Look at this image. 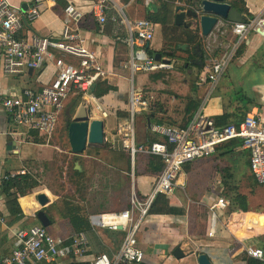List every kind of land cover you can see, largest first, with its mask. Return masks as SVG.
I'll return each mask as SVG.
<instances>
[{
	"label": "crops",
	"instance_id": "crops-1",
	"mask_svg": "<svg viewBox=\"0 0 264 264\" xmlns=\"http://www.w3.org/2000/svg\"><path fill=\"white\" fill-rule=\"evenodd\" d=\"M93 1L47 2L40 15L31 22L23 20L18 31V36L25 39L36 35L59 41L64 26L62 11L68 5L73 6L81 19L72 26L105 72L100 80L107 81L108 91L94 97L108 115L102 118L104 145L87 147L83 153L73 154L68 146H62L67 129L63 135L60 120L51 143L45 144L36 133H27L23 127L16 126L0 107V264L14 248L16 229L42 226L36 216L39 210L49 221L44 226L46 230L62 238L76 232L71 218L80 226L83 225L81 218L89 219L90 227L81 229L87 236V252L76 261H88L91 255L99 253L113 256L118 251L123 231L93 226L90 216L129 209L132 192L139 197L147 195L163 166L159 155L142 151L135 154L132 164L116 133L118 123L129 117L132 89H141L153 96L148 109L134 116L136 143L142 147L165 139L151 130L152 125L183 126L200 108L212 118L227 115L217 121L235 124L242 120L244 112L255 114L264 122V37L257 31L250 30L239 40L232 31L233 23L226 20L220 21L208 36L201 35L195 20L186 18L187 27L176 25L175 6H186L189 0H109L106 20L99 23L92 14ZM225 1L231 6V0ZM242 1L253 20H264V0ZM9 2L23 10L31 5V0ZM165 2L170 5L167 25H174L176 34L182 28L198 30L199 44H189L185 37L176 41V56L180 60L171 59L170 70L145 72L122 67L139 50L149 57L159 54L158 60H167L159 53L164 46V30L158 22L153 21L156 27L151 41L142 46L128 41L130 36H135L130 24L156 13ZM111 16L117 20L111 21ZM165 34L170 38L169 28ZM240 45L242 52L234 58ZM58 57L71 64L78 62L76 56L62 54L53 48L48 49L41 68L28 70L25 74H5L0 62V94L21 95L25 88L39 89L54 77L53 59ZM226 58L231 61L212 85L205 80L208 66ZM188 96L199 102L196 110L187 109ZM80 104L91 107L92 114L101 118L93 108L94 103L72 88L62 101L59 119L73 115ZM19 170H25V173L19 174ZM22 175L34 178L37 186L16 198L15 189L3 190L5 176L19 178ZM179 181L181 185L172 196L156 198L155 212L147 214L139 226L136 239L144 252L142 264H198L196 257L200 252L206 253L212 264H247L245 249L259 248L258 237L236 239L224 227L228 214L242 210H230L231 204L225 211L211 209L216 197L229 198L237 192L246 196L245 212L263 215L246 216L258 223L250 228L251 232L264 227V207H258V202H254L257 193L259 196L264 194V184L255 183L249 170L247 151L237 145L231 147L230 142L222 143L212 155L188 163L182 169ZM39 194L47 198L43 205L38 203ZM211 212L216 213L218 222L215 235L208 237ZM134 215L139 216L137 212ZM178 244L186 252L179 259L171 253ZM69 260L44 264H65Z\"/></svg>",
	"mask_w": 264,
	"mask_h": 264
},
{
	"label": "built area",
	"instance_id": "built-area-1",
	"mask_svg": "<svg viewBox=\"0 0 264 264\" xmlns=\"http://www.w3.org/2000/svg\"><path fill=\"white\" fill-rule=\"evenodd\" d=\"M57 0H31V5L25 10L13 6L9 0H0V62L5 74H25L28 70L41 68L47 59L48 49L53 48L62 54H70L78 58L76 64L65 62L61 57L53 59L54 77L39 89L25 88L21 95L0 94V107L10 117L16 126L23 127L27 133L33 132L45 144H50L54 137L62 109V101L72 88L93 102L94 110L101 118H106L108 112L101 107L90 91L91 84L105 74L97 61L96 55L90 51L80 38L76 24L81 14L71 5L62 11L64 26L60 40L48 37L32 36L25 39L18 36L22 21L35 20L47 2ZM109 0H94L92 14L99 23L106 20ZM116 21L115 16L110 17ZM123 21V20H122ZM264 20H243L233 23L232 31L239 40L243 39L250 30H264ZM156 24L147 18H139L130 24L131 32L128 41L142 46L154 37ZM231 58L213 61L207 69L205 80L214 85L223 75ZM171 60L161 61L149 57L143 50L136 52L135 57L125 62L122 67L132 71L153 72L170 70ZM153 98L141 89L130 92L128 113L129 117L118 123V134L123 149L128 153L133 164L135 154L139 151L159 155L162 169L157 174L151 191L144 197L132 192L129 198L130 208L120 212L104 213L90 216L93 226L107 227L118 230L120 226L123 237L118 251L109 256L106 253L93 254L89 264H142L144 252L138 246L136 233L148 209L158 194L172 196L175 189L181 185L179 176L182 169L195 159L212 155L222 143L233 141L241 149L247 151L248 166L255 181L264 184V122L255 114L247 113L237 125L226 124L218 126L213 118L196 110L185 126H170L154 124L151 130L165 139L154 141L142 147L136 143L134 116L148 109L149 101ZM91 108V107H90ZM24 174L25 170H19ZM229 198L224 195L216 197L211 209L227 210ZM137 212L139 216H135ZM248 214L263 216L254 212L239 211L227 215L224 227L236 239H250L264 234V227L251 232L258 223ZM107 216V218H105ZM218 218L211 212L206 235L213 237L216 233ZM88 240L84 231H77L68 238L49 233L44 226H28L18 228L14 232V248L11 254L2 260V264H44L55 263L59 259L75 260L86 255ZM245 255L264 260V252L260 249L246 248Z\"/></svg>",
	"mask_w": 264,
	"mask_h": 264
},
{
	"label": "water",
	"instance_id": "water-1",
	"mask_svg": "<svg viewBox=\"0 0 264 264\" xmlns=\"http://www.w3.org/2000/svg\"><path fill=\"white\" fill-rule=\"evenodd\" d=\"M174 10V23L176 25L187 27L186 18L195 20L202 36L210 35L220 21L226 20L236 23L244 20L242 14L232 8L225 0H189L186 6L177 5ZM256 31L264 37L263 29L257 28ZM154 59L158 60L159 54H155ZM164 61L168 62L170 60ZM95 83L94 81L90 86L91 92L94 90ZM65 126L69 148L73 154H80L87 147L98 148L104 145V121L99 116H94L91 108L85 104L78 106ZM46 201L47 198L43 194L38 195V203L40 205H43ZM36 216L42 226L49 224L47 217L41 210L36 213ZM121 229L119 226L118 230ZM171 253L177 259L184 257L186 254L179 244L172 249ZM196 260L198 264H212L208 255L204 252H200Z\"/></svg>",
	"mask_w": 264,
	"mask_h": 264
},
{
	"label": "trees",
	"instance_id": "trees-1",
	"mask_svg": "<svg viewBox=\"0 0 264 264\" xmlns=\"http://www.w3.org/2000/svg\"><path fill=\"white\" fill-rule=\"evenodd\" d=\"M167 1H172V0H167ZM231 7H233L234 9H236L240 14H242L243 19L244 20H251V16L248 14L247 9L244 5V2L242 0H231ZM169 2H165L162 3L161 8L159 11H157L156 13L153 14H149L147 19H150L151 21L154 22H158L162 25L163 30H164V34H163V39H164V46L163 48L160 50V56L161 57H165L169 60L171 59H175V61H179L180 58L178 56H176V41H180L181 39H183L182 37H185L186 41H188L189 44H199L200 39H199V35H198V30H190L188 28H182V30L180 31L179 34L175 33V26H169L167 25V14H168V8H169ZM169 31L172 33V35L170 36V38L167 37V35L165 34V32ZM175 43V44H174ZM242 45H240L234 55L235 56L239 55L242 52ZM187 60L185 59L184 62H186ZM184 65V64H183ZM183 67V66H182ZM180 66V68H182ZM96 85L94 87L93 90V95L95 97H98L104 93H106L108 91V86H107V81L106 80H100V77H98L96 79ZM188 102H187V109L188 110H196L199 106V102L193 97V96H188L187 97ZM152 103V99L149 101V106ZM244 115H242V120L245 117V113L243 112ZM227 118L226 114H223L219 117H214L213 120L215 122L216 125L218 126H222V125H226V124H232L226 121H217L219 119L223 120ZM241 120V121H242ZM188 123V122H187ZM186 123V124H187ZM239 122H235V125H237ZM185 124V125H186ZM183 125V126H185ZM36 141H39L38 138H35ZM231 147L236 146L235 142L233 141H229ZM226 143V142H225ZM255 183L257 185L258 184L256 181ZM37 181L34 180V178H32L29 175H22L19 178L18 177H9V176H5L4 180H3V190L8 192L10 189H15V198L17 196H22L25 195L26 193L30 192L32 188L37 186ZM161 194H158L155 196L154 200L152 201L149 209H148V214L150 213H154L155 209H154V205H155V200L158 196H160ZM164 196V195H161ZM168 197V196H167ZM229 200H230V204H231V209H236V208H240L243 211H246L247 209V205H246V196L239 194V193H235L232 196H229ZM53 207V206H50ZM81 220L83 221V225H78L77 221L73 218H71V223L72 226L74 228V230L77 231H82L81 229H86L88 227H90V223H89V219L88 218H81ZM119 233H121V231H118ZM259 239V248L264 252V234L258 236ZM247 257V256H246ZM246 262L247 264H264V260H260V259H256L253 257H247L246 258ZM65 264H89V262L87 261H76V260H69L68 262H66Z\"/></svg>",
	"mask_w": 264,
	"mask_h": 264
},
{
	"label": "rangeland",
	"instance_id": "rangeland-1",
	"mask_svg": "<svg viewBox=\"0 0 264 264\" xmlns=\"http://www.w3.org/2000/svg\"><path fill=\"white\" fill-rule=\"evenodd\" d=\"M60 121H59V128H61L60 130H61V132H63V135H64V131L66 130V123L70 120V116H68L67 118H65V119H63V118H61L60 117V119H59ZM61 126V127H60ZM63 142H62V146H65V147H69V143H68V138H67V135H66V137L62 140ZM86 150V149H85ZM84 150V151H85ZM83 151V152H84ZM82 152V153H83ZM137 154V153H136ZM136 156V155H135ZM264 186V185H263ZM188 191H189V189H188ZM187 191V192H188ZM189 193V192H188ZM258 194V193H257ZM256 194V196L254 197V202H258L257 203V205L256 206H258V207H264V194L263 195H257ZM230 195V194H229ZM262 196V197H261ZM257 240H259V239H257ZM253 242H255V241H253Z\"/></svg>",
	"mask_w": 264,
	"mask_h": 264
},
{
	"label": "bare ground",
	"instance_id": "bare-ground-1",
	"mask_svg": "<svg viewBox=\"0 0 264 264\" xmlns=\"http://www.w3.org/2000/svg\"><path fill=\"white\" fill-rule=\"evenodd\" d=\"M105 218H107V216H105Z\"/></svg>",
	"mask_w": 264,
	"mask_h": 264
}]
</instances>
